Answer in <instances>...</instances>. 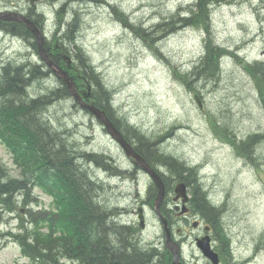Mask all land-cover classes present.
Wrapping results in <instances>:
<instances>
[{"label": "rangeland", "instance_id": "obj_1", "mask_svg": "<svg viewBox=\"0 0 264 264\" xmlns=\"http://www.w3.org/2000/svg\"><path fill=\"white\" fill-rule=\"evenodd\" d=\"M196 1L0 0V9L28 12L31 5L39 3L38 11L46 16L45 28L50 37L61 25L63 31V22L70 21L72 13L78 11L79 42L114 91L120 115L157 141L162 151L198 168L197 177L202 178L210 199L224 208L222 222L231 237L235 261L264 264V138L255 142L250 160L223 134L226 132L222 127H229L237 138L264 134V107L253 72L246 69L251 63L264 61V0H221L212 5L214 40L229 52L221 59V74L211 81L193 78V89L183 80V74L204 53L207 32L197 26L170 32L167 23L158 32L153 29ZM65 3L67 11L62 17L57 10ZM131 24L149 35L139 34ZM29 57L34 62L39 59L24 40L0 33V66L8 60L20 62ZM55 83L39 81L29 89L33 94L45 93ZM46 117L54 126L64 127L80 150L113 157L108 172L100 164L89 165L102 184L98 195L106 205L117 209L121 222L138 223L133 210L147 200L151 182L142 173L139 176L137 170L131 174L128 169L134 165L98 120L77 106L73 98L53 103ZM0 160L12 176H22L1 140ZM18 199L22 200L23 195ZM145 204L143 242L165 248L162 226L150 203ZM40 210L56 211L52 196L38 187L33 188L28 202L21 201L14 211L0 205V264L30 263L13 233L35 234L38 226L48 232L50 222L46 218L38 222L32 219V212ZM186 230L192 236L183 245V257L192 264H211L195 243L198 228L188 224Z\"/></svg>", "mask_w": 264, "mask_h": 264}, {"label": "trees", "instance_id": "obj_2", "mask_svg": "<svg viewBox=\"0 0 264 264\" xmlns=\"http://www.w3.org/2000/svg\"><path fill=\"white\" fill-rule=\"evenodd\" d=\"M216 1L197 0L191 5L192 8H188V14L182 16L183 11L179 9L170 16V21L154 26V33L165 23L170 25V32H176L182 28L180 24L183 22L186 23L183 27L197 26L201 31L207 32L204 53L197 58L192 69L183 74V80L187 84L193 78L211 81L218 77L221 74V59L229 52L214 40L212 5L221 2ZM65 5L66 3L57 10L62 17L67 11ZM27 15L43 26L45 17L35 8H30ZM79 16V12L74 11L70 21L63 22L64 30L61 31L62 25L56 28L46 46L53 59L61 65L65 54L74 56L71 74L78 82L87 80L93 85V102L116 121L119 116L112 102V91L79 42ZM173 19H177L176 22L180 24L173 25ZM131 27L141 35H149L142 27ZM0 29L24 39L38 53L35 34L25 22L0 20ZM246 69L253 72L264 107V62L251 63ZM178 76L181 78V74ZM37 79L40 82L49 80L51 85L53 80L56 83L48 87L45 93L33 94L29 88L33 83L39 82ZM189 86L195 89L191 84ZM70 98L67 85L39 59L35 62L32 57L20 62L8 60L0 66V139L11 151L14 163L22 173L20 177L12 176L0 160V205L14 211L18 209L21 201L28 202L33 188L39 187L53 197L56 209L48 213L43 210V213L32 212L34 221H43L46 218L50 222L47 224L48 232H42L38 226L35 234L29 231L13 233L25 255L29 257V264H170L172 255L166 247L163 249L142 243L136 235L141 230L140 226L121 223L119 219L122 216L117 209L105 207L108 205L97 196L102 184L98 176L92 174L89 165L96 163L105 169L111 168L106 154L80 150L64 127L54 126L46 117V110L53 103ZM120 119L124 121L127 130L132 131L139 143L137 147L144 157L154 167L165 168L161 175L168 192L181 181L189 186L190 208L193 214L213 227L215 247L223 264H238L232 254L231 237L222 222L224 208L209 199L197 177L196 169L162 151L157 146V141L145 137L138 128L123 118ZM222 127L228 135L223 134L232 139L238 151L251 160L255 153V142L264 138V134H251L245 141H237L233 130L227 126ZM156 192V186L151 184L148 191L149 201L153 202ZM20 195H23L22 200L18 199ZM166 200L162 206L163 211L171 217Z\"/></svg>", "mask_w": 264, "mask_h": 264}, {"label": "water", "instance_id": "obj_3", "mask_svg": "<svg viewBox=\"0 0 264 264\" xmlns=\"http://www.w3.org/2000/svg\"><path fill=\"white\" fill-rule=\"evenodd\" d=\"M0 19H22L27 22L28 26L32 29L33 33L36 36L39 55L41 59L55 72L57 73L67 84L72 96L80 103V105L86 109H88L92 114H94L106 127L111 136L117 140L122 148L125 150L126 154L132 157L136 164L140 165L146 172L150 174L152 179L154 180L157 186V196L154 203V208L158 218L160 219L166 233V244L172 250L174 260L172 264H184L181 260L180 254V246L173 239L172 229L169 225V220L167 216L162 211V203L166 195V185L162 178V176L158 173V171L153 168L147 160L138 153L131 143L121 134L119 129L115 126L114 122L107 115L106 111L99 108L93 102L89 103L86 101V98H89L91 95V87L88 90L79 91L75 80L69 74V72L60 66L55 60H53L48 53V50L45 46V38L40 30V28L29 18L19 12H8V11H0ZM201 105V104H200ZM176 197L175 199H179L183 197V208L182 213L187 212L188 207L186 203L189 201L188 187L186 183L181 182L175 187ZM139 217L141 220V225H145V215L143 207H139ZM212 238L209 234L199 238L197 240V245L200 247L204 255L211 260L214 264H220V255L219 253L212 247Z\"/></svg>", "mask_w": 264, "mask_h": 264}, {"label": "flooded vegetation", "instance_id": "obj_4", "mask_svg": "<svg viewBox=\"0 0 264 264\" xmlns=\"http://www.w3.org/2000/svg\"><path fill=\"white\" fill-rule=\"evenodd\" d=\"M83 88V87H82ZM117 121V122H116ZM116 123H117V125L119 126V127H121L122 128V130L125 132V134H127V138H129V140H131V142H133V145H134V143L136 144V138H134V135L132 134V132L130 131V130H126L125 129V127L122 125V123L118 120V118H116ZM137 145V144H136ZM134 169H137V167L136 166H134ZM131 171V170H130ZM131 172H133V171H131ZM142 172H140V174H141ZM131 174H133V173H131ZM142 174H144V173H142ZM147 178H149L146 174H144ZM172 202H173V204H174V207H170V208H167L168 210H169V213L171 214V215H173V213H174V211H175V214L180 218L182 215L179 213V210L177 209V204H176V201L173 199L172 200ZM177 203H180V201H177ZM189 215H192L191 213H189ZM189 215H184L183 217H182V220L184 221L183 222V224H181L180 226H183V228H179V230H178V232H179V238H180V240L181 241H186L187 239H190L191 238V236H192V234L190 233V232H188L187 230H186V224H188V220L190 219V217H188ZM204 222V221H203ZM186 223V224H185ZM196 223H194V225H195ZM207 230H208V228H207V225H205L204 224V226L202 225H200L199 226V233L195 236V238L197 239L198 238V236H200V235H203V234H205L206 232H207ZM211 230H212V228H211Z\"/></svg>", "mask_w": 264, "mask_h": 264}, {"label": "bare ground", "instance_id": "obj_5", "mask_svg": "<svg viewBox=\"0 0 264 264\" xmlns=\"http://www.w3.org/2000/svg\"><path fill=\"white\" fill-rule=\"evenodd\" d=\"M33 1V0H32ZM217 1H219V0H217ZM216 1V2H217ZM221 1V0H220ZM93 2V1H92ZM32 3V2H31ZM36 3V2H35ZM218 3V2H217ZM217 6V5H216ZM194 7V6H193ZM192 8V7H191ZM11 10V9H10ZM213 10V9H212ZM187 12V11H186ZM194 12V11H193ZM192 12V13H193ZM210 12V11H209ZM191 13V12H190ZM212 18V17H211ZM200 19V18H199ZM166 20V19H165ZM213 20V19H212ZM43 24V23H42ZM178 24V23H177ZM186 24V23H185ZM183 22L180 24V27H183L184 25H185ZM191 24V23H190ZM188 25V24H187ZM194 25V24H193ZM191 26V25H190ZM189 27V26H188ZM166 28V27H165ZM176 29H178V28H176ZM161 30V29H160ZM154 31V30H153ZM37 43V42H36ZM86 52V51H85ZM56 56V55H55ZM89 57V56H88ZM224 58V57H223ZM38 64V63H37ZM259 64V63H258ZM42 67V66H41ZM263 68V67H262ZM262 70V69H261ZM53 73V72H52ZM54 74V73H53ZM46 77V76H45ZM47 77H48V75H47ZM47 77H46V79H47ZM53 78V77H52ZM45 79V80H46ZM258 79H259V77H258ZM38 80V79H37ZM264 80V79H263ZM39 81V80H38ZM258 81H260V79L258 80ZM262 83V82H261ZM261 85V84H260ZM262 87H263V85H262ZM260 90V89H259ZM263 90H264V88H263ZM245 141V140H244ZM248 157V156H247ZM252 158H253V155H252ZM252 158H251V160H252ZM189 165V164H188ZM83 166V165H82ZM198 166V165H197ZM189 167H194V166H192V165H189ZM194 169H196V172H198V168H196V167H194ZM195 171V170H194ZM196 174V173H195ZM200 177V176H199ZM93 179V178H92ZM199 179V178H198ZM202 179V178H201ZM98 181V180H97ZM203 182V181H202ZM204 188V187H203ZM206 192V191H205ZM99 194H100V192H98ZM98 197H99V195H98ZM105 204V203H104ZM105 207H109V206H105ZM109 208H111V207H109ZM111 209H113L114 210V208H111ZM105 210V209H104ZM119 210V209H118ZM37 212H42L41 210L40 211H37ZM43 213V212H42ZM120 221V220H119ZM122 223V222H121ZM127 224H133V223H129V222H126ZM136 225V224H135ZM140 230V229H139ZM138 230V231H139ZM137 238L142 242L143 241V237H142V235H141V233L140 232H138L137 234ZM142 243H144V244H146L145 242H142ZM139 245H141V243L139 242ZM147 245V244H146ZM143 247V246H142ZM149 247V246H148ZM152 248V247H151ZM147 250H149V249H147Z\"/></svg>", "mask_w": 264, "mask_h": 264}]
</instances>
